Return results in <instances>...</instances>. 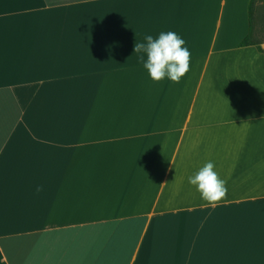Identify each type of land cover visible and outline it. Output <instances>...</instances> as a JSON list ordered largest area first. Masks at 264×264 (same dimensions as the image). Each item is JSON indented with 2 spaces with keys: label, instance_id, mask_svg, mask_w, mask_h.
<instances>
[{
  "label": "crops",
  "instance_id": "crops-1",
  "mask_svg": "<svg viewBox=\"0 0 264 264\" xmlns=\"http://www.w3.org/2000/svg\"><path fill=\"white\" fill-rule=\"evenodd\" d=\"M248 1L0 0V264H264ZM169 31L190 70L154 83L133 46Z\"/></svg>",
  "mask_w": 264,
  "mask_h": 264
},
{
  "label": "clouds",
  "instance_id": "clouds-1",
  "mask_svg": "<svg viewBox=\"0 0 264 264\" xmlns=\"http://www.w3.org/2000/svg\"><path fill=\"white\" fill-rule=\"evenodd\" d=\"M185 41L175 32H162L157 38L145 35L144 42H136L133 52L138 64H142L149 78L158 83L167 77L179 83L190 70L191 53L184 47ZM189 185L200 194L202 200L215 206L227 195L226 181L215 171L213 161L206 162L194 175L188 177ZM41 187L36 191L40 192Z\"/></svg>",
  "mask_w": 264,
  "mask_h": 264
},
{
  "label": "trees",
  "instance_id": "trees-1",
  "mask_svg": "<svg viewBox=\"0 0 264 264\" xmlns=\"http://www.w3.org/2000/svg\"><path fill=\"white\" fill-rule=\"evenodd\" d=\"M264 43V0H249L247 4V33L238 47L252 46L260 52Z\"/></svg>",
  "mask_w": 264,
  "mask_h": 264
}]
</instances>
